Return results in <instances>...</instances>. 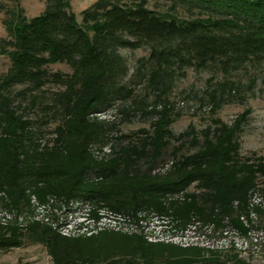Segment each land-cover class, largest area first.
Returning <instances> with one entry per match:
<instances>
[{"label":"trees","instance_id":"1","mask_svg":"<svg viewBox=\"0 0 264 264\" xmlns=\"http://www.w3.org/2000/svg\"><path fill=\"white\" fill-rule=\"evenodd\" d=\"M136 1L95 0L81 12L80 23L70 0H46L33 18L19 5H0L9 37L0 38V54L10 61L0 75V208L15 218L30 215L34 198L49 205L52 220L54 209L68 213L78 203L133 217L154 213L179 228L195 220L245 234L239 217L248 213L255 191L264 196V157L240 153L244 114L231 125L217 120L200 139L174 136L170 109L136 110L164 117V126L155 123L152 134L124 135L120 122L100 117L119 102L141 103L137 86L157 98L165 95L177 69L216 68L223 79L208 91L216 106V99L239 94L232 74L264 64V0H165L169 13ZM180 8L198 16L178 17ZM141 47L149 55L129 77L121 51ZM56 64L70 73L49 71ZM40 95L48 101L37 119L18 112L16 99L35 106ZM121 108L127 117L136 112ZM184 146L192 152L183 153ZM255 212L258 218L264 214ZM15 218L0 225V251L41 245L53 264H251L233 251L148 243L140 234L108 230L69 238L49 225H19Z\"/></svg>","mask_w":264,"mask_h":264},{"label":"rangeland","instance_id":"2","mask_svg":"<svg viewBox=\"0 0 264 264\" xmlns=\"http://www.w3.org/2000/svg\"><path fill=\"white\" fill-rule=\"evenodd\" d=\"M95 0H70L71 10L75 15L77 23H80V14L93 4ZM139 1V0H137ZM136 1V2H137ZM124 3H132L134 0H123ZM0 5L5 8H15L19 5L27 18H33L40 15L45 9L46 0H0ZM147 7L157 12H171L170 3L165 0H148ZM175 14L184 19L197 17V12H189L185 9H177ZM4 13L0 12V38L8 39L7 32L3 25ZM121 55L126 59L130 77L137 66V61L141 58H147L149 49L141 47L137 50L124 49ZM10 66V61L6 55L0 54V75L6 73ZM244 71L232 74V80L240 82L239 94L232 92L231 99H216L218 105H214L210 99L208 91L214 89L217 83L222 81L221 73L214 67L204 70L193 68H184L176 70L171 90L165 95L157 98L150 92H145L142 86L135 87L136 99L141 103L133 105L132 102L117 103L115 108L110 109L107 114L100 118H105L120 122L119 130L122 134L146 130L153 133L154 124L164 126V117L159 115H145L151 111L162 112L164 109H170V119L168 125L169 131L177 136L181 133H189V137L197 136L200 139V132L208 127H215L217 120L231 125L235 120H239L242 114L245 115L242 123V132L240 135L241 149L243 157H264V64L247 65ZM51 72L70 73L67 65L56 64L49 67ZM252 79V86L247 88L249 80ZM211 80L210 84L209 81ZM250 84V83H249ZM22 87H17L16 90ZM48 91H56L55 86H46ZM146 95V96H145ZM37 96L35 106L30 104V100L16 99L15 107L21 109L18 112L27 118L37 119L41 115L42 108L47 104L45 97ZM137 100V101H139ZM33 103V102H31ZM123 111L133 109L128 117L121 114L118 109ZM134 107V108H133ZM122 109V108H121ZM132 110V111H133ZM125 112V113H126ZM131 113V111H130ZM127 117V119H126ZM195 138V137H194ZM171 145L177 147L178 144L171 141ZM183 153H190L189 146H184ZM169 152V150L167 151ZM181 152V153H182ZM257 228L264 232V214L258 218ZM262 260H264V243L262 244ZM0 264H53L47 255L45 248L41 245H25L21 248L9 251H0ZM254 264H260L254 262Z\"/></svg>","mask_w":264,"mask_h":264},{"label":"built area","instance_id":"3","mask_svg":"<svg viewBox=\"0 0 264 264\" xmlns=\"http://www.w3.org/2000/svg\"><path fill=\"white\" fill-rule=\"evenodd\" d=\"M33 213L15 215L0 208V225H7L16 219L19 225L28 222H39L51 226L60 235L76 238L90 237L101 231H114L123 234H140L148 243L170 244L181 248L196 247L204 251L238 253L239 257L251 264H263L262 244L264 232L257 228L258 216L256 208L264 211V196L255 191L249 200L248 213L239 217L247 229L241 234L237 229L224 227L216 230L212 224H203L193 220L183 228H179L168 217L154 213H138L135 217L114 212L108 208H94L88 204L73 203L68 213L64 208L59 212L54 209L52 220L48 204H40L31 200ZM95 212V216L92 215Z\"/></svg>","mask_w":264,"mask_h":264}]
</instances>
